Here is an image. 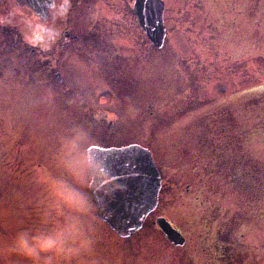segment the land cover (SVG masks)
Masks as SVG:
<instances>
[{
  "label": "rangeland",
  "instance_id": "obj_1",
  "mask_svg": "<svg viewBox=\"0 0 264 264\" xmlns=\"http://www.w3.org/2000/svg\"><path fill=\"white\" fill-rule=\"evenodd\" d=\"M76 2L56 30L102 41L65 42L60 57L52 49L60 60L51 70L44 62L30 69L22 56L31 49L18 54L14 39L21 32L33 40L38 18L17 5L15 18L0 14L18 27L5 47L0 39V264H32L25 252L56 264L40 249L58 250L84 229L85 264H221V238L231 249L226 264L264 261V0H164L162 49L145 37L129 0H92L91 12ZM93 140L146 147L160 171L158 207L128 239L97 214ZM211 216L234 231H209ZM158 217L183 245L165 238ZM16 240L23 250L5 246Z\"/></svg>",
  "mask_w": 264,
  "mask_h": 264
},
{
  "label": "water",
  "instance_id": "obj_2",
  "mask_svg": "<svg viewBox=\"0 0 264 264\" xmlns=\"http://www.w3.org/2000/svg\"><path fill=\"white\" fill-rule=\"evenodd\" d=\"M134 11L140 26L156 48L164 44L162 0H136ZM90 168L93 173L91 192L98 213L120 236L129 237L141 228L155 210L161 188L160 174L151 152L139 145L123 148H91ZM167 238L183 245L184 238L163 218L158 220Z\"/></svg>",
  "mask_w": 264,
  "mask_h": 264
},
{
  "label": "flooded vegetation",
  "instance_id": "obj_3",
  "mask_svg": "<svg viewBox=\"0 0 264 264\" xmlns=\"http://www.w3.org/2000/svg\"><path fill=\"white\" fill-rule=\"evenodd\" d=\"M20 0H12L11 4H17L18 6H23L19 3ZM33 3V6H31L27 0H23V2L25 4H27V6H29L30 8L27 10L28 12V16L30 15H34L35 17H38L37 22L39 24L36 25L35 29L31 30L32 33V38L33 40L30 39V36H28L29 38L27 39H23V37L21 36V32L20 35H14V39L19 41L18 39L20 38V45H21V49L18 51V54L21 53L23 54L26 50V48L31 49V51L27 54H24L22 57L25 58V61H32V63L29 64L30 69L33 67V63L37 62V63H41L44 62L45 64L47 63V65H50V70L53 69L52 64H55L56 61L60 60L53 58L51 55H53L52 49L55 50V55L59 54L58 56L60 57V49H65V42L71 41L73 42V44L75 45H87L90 44V42L95 44L98 42H101L102 40H94L96 38V34L93 32L92 34L95 35H89V36H73V41L70 40V36H68L67 33H65L63 36L61 34V32H59L58 30H56L58 27H63L66 26L67 20H66V16L67 13L69 11V8H71V2L74 3V1L70 0H30ZM76 4L77 5H81L83 3L84 7L83 11H88L91 12L92 11V6H91V2L92 0H76ZM128 1V0H127ZM58 2H60V4H58ZM72 3V6L74 5ZM129 3L131 4V8H128V11H131V13L135 16L134 11H133V3L134 0H129ZM49 4H53L54 7L49 6ZM0 5H1V9L0 11H2L3 13H7L9 14V19L12 17L15 18V15L13 14V10L9 9V10H5L3 5L4 2L2 0H0ZM40 6V9H38V7ZM59 6V7H58ZM24 7V6H23ZM58 8V9H57ZM67 11V12H66ZM11 19V20H12ZM24 19V18H23ZM33 19L35 18H32ZM113 19H114V14H113ZM36 20V19H35ZM24 21V20H23ZM12 23L16 24L15 22L11 21ZM4 25L3 22L0 21V25ZM11 24V25H14ZM5 25L4 26H0V39L2 40V44L3 47L6 46V42L4 41V39L7 38H11L12 35H10V32H3L5 31ZM18 27H10V29L14 30ZM8 29V28H7ZM121 33H127L126 31L121 32ZM102 37V36H101ZM28 40V41H27ZM17 41L15 42V44H17ZM30 41V42H29ZM88 41V42H87ZM144 42V40H141ZM98 44H96V46H98ZM91 45V44H90ZM50 52V53H49ZM40 54H45L46 56H41ZM16 55V54H14ZM110 61V60H109ZM107 61V62H109ZM94 119V117H92ZM95 120V119H94ZM97 128H100V125L95 126ZM98 132H100V130H98ZM95 143L97 141L93 140ZM96 145H98V143H96Z\"/></svg>",
  "mask_w": 264,
  "mask_h": 264
},
{
  "label": "clouds",
  "instance_id": "obj_4",
  "mask_svg": "<svg viewBox=\"0 0 264 264\" xmlns=\"http://www.w3.org/2000/svg\"><path fill=\"white\" fill-rule=\"evenodd\" d=\"M61 163H66V161L61 160ZM79 215L86 217L88 215L89 209L85 208L78 210ZM6 247L15 248L17 250H23L24 244L20 240L7 242ZM91 249V240L89 239V233L87 229L81 230L70 236L68 243L58 250L54 249L52 246L44 247L40 251L44 254L51 253L55 259L56 264H85L83 257L89 253ZM32 264H48V261H38L31 256V253L25 252Z\"/></svg>",
  "mask_w": 264,
  "mask_h": 264
},
{
  "label": "trees",
  "instance_id": "obj_5",
  "mask_svg": "<svg viewBox=\"0 0 264 264\" xmlns=\"http://www.w3.org/2000/svg\"><path fill=\"white\" fill-rule=\"evenodd\" d=\"M207 142V141H206ZM217 150H216V154L218 153V150H219V152H220V150H222V148H225L222 144H221V146L219 145V146H217ZM219 163V162H218ZM212 170H214V169H212ZM212 170L210 171V173L209 174H211L212 173ZM210 191V190H209ZM211 221L209 222V227H210V229H209V231H213L214 233L215 232H221V231H223V232H225V233H230L231 231H234V228L232 229L231 227H227L225 224H223V223H219L218 222V220L217 219H215V218H213L212 216H211ZM214 224H216L217 226H218V228H214ZM238 222H237V226H238ZM229 226H231V225H229ZM216 231H215V230ZM215 241H217V243H216V246H214V247H216L217 248V250H218V255H216L218 258V260L221 262V264H226L227 263V259H228V256H229V253H230V247H227V245L226 244H224L225 243V239H223V238H221V239H218V240H215ZM221 241V242H220ZM215 245V244H214ZM226 258V259H225ZM224 260V261H223ZM223 261V262H222ZM245 263V262H244ZM244 263H242V264H244ZM217 264H218V262H217ZM257 264H264V261H259Z\"/></svg>",
  "mask_w": 264,
  "mask_h": 264
},
{
  "label": "snow or ice",
  "instance_id": "obj_6",
  "mask_svg": "<svg viewBox=\"0 0 264 264\" xmlns=\"http://www.w3.org/2000/svg\"><path fill=\"white\" fill-rule=\"evenodd\" d=\"M49 6H51V7H54V5H53V4H49Z\"/></svg>",
  "mask_w": 264,
  "mask_h": 264
}]
</instances>
